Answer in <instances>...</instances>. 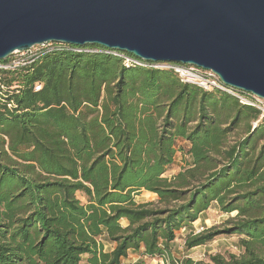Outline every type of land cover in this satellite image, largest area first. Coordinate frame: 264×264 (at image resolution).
<instances>
[{
    "label": "trees",
    "instance_id": "trees-1",
    "mask_svg": "<svg viewBox=\"0 0 264 264\" xmlns=\"http://www.w3.org/2000/svg\"><path fill=\"white\" fill-rule=\"evenodd\" d=\"M143 191L156 199L139 201ZM212 203L228 218L185 246L234 235L242 252L175 258L169 243ZM132 251L264 264L262 111L173 70L59 42L0 70V264H122Z\"/></svg>",
    "mask_w": 264,
    "mask_h": 264
},
{
    "label": "water",
    "instance_id": "water-1",
    "mask_svg": "<svg viewBox=\"0 0 264 264\" xmlns=\"http://www.w3.org/2000/svg\"><path fill=\"white\" fill-rule=\"evenodd\" d=\"M49 42L195 65L264 98V0H0V60Z\"/></svg>",
    "mask_w": 264,
    "mask_h": 264
},
{
    "label": "built area",
    "instance_id": "built-area-1",
    "mask_svg": "<svg viewBox=\"0 0 264 264\" xmlns=\"http://www.w3.org/2000/svg\"><path fill=\"white\" fill-rule=\"evenodd\" d=\"M55 43L57 42H49L42 45H36L31 49L25 51H16L9 58H7L8 61L2 62L3 60H0V70H13L21 65L31 64L43 54L53 51L55 49ZM72 46L74 47V50L78 52H82V51L102 52V53H109L119 56L123 59V63L127 67L144 66V67H153L158 69L173 70L179 74L182 81L197 84L203 87L205 90H212V89L223 90L237 97L242 104L250 105L260 109L262 111V115L264 116V98L258 97L252 93L235 89L233 87L224 84L220 79V77L212 70H205L195 65H186L175 62L146 61L144 59L138 58L132 54L120 50H114L108 48H104V49L87 48V46H74V45ZM40 89H41V85L40 84L36 85L35 90H40ZM203 230H205V228L201 227L200 230H197L195 232H200Z\"/></svg>",
    "mask_w": 264,
    "mask_h": 264
},
{
    "label": "rangeland",
    "instance_id": "rangeland-1",
    "mask_svg": "<svg viewBox=\"0 0 264 264\" xmlns=\"http://www.w3.org/2000/svg\"><path fill=\"white\" fill-rule=\"evenodd\" d=\"M180 158L177 157V165H181ZM82 198V197H81ZM155 195L143 191L140 196H138L139 201L144 200H154ZM234 215V213L232 214ZM228 218L227 214H224L219 209L217 203H212L211 207L203 212L199 219L192 225L183 228V231L179 234V239L172 245L171 250L175 258L185 259L188 257H193L195 259H208L210 254L222 253L227 254L229 252L240 254L242 252V247L239 244L238 236L220 235L214 241L207 245L197 246L192 249H188L185 246V238L190 232H195L200 230L201 227L210 228L212 226H222L224 221ZM125 223V222H123ZM112 245L106 243V249L110 250ZM160 258L155 257L154 259L144 258L140 253L132 251L131 256L124 259L122 264H167L164 260H159ZM84 264H87L86 258L84 259Z\"/></svg>",
    "mask_w": 264,
    "mask_h": 264
},
{
    "label": "crops",
    "instance_id": "crops-1",
    "mask_svg": "<svg viewBox=\"0 0 264 264\" xmlns=\"http://www.w3.org/2000/svg\"><path fill=\"white\" fill-rule=\"evenodd\" d=\"M146 192H148V193H151V192H149V191H146ZM151 194H153V195H155V198L154 199H156V194H154V193H151ZM181 231H183V229H181V230H179L178 231V237L176 238V240H174L173 242H171V243H169V247L171 248L172 247V245L173 244H175V242L179 239V234L181 233ZM173 253V252H172ZM131 256V253H130V255L128 256V257H130ZM191 257V256H190ZM193 258V257H192ZM126 259V258H125ZM193 259H195V258H193ZM124 260V259H123ZM159 260H164L163 258H160ZM122 263H123V261H122Z\"/></svg>",
    "mask_w": 264,
    "mask_h": 264
}]
</instances>
